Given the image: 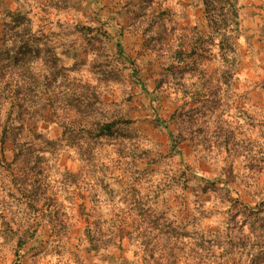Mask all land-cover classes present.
Wrapping results in <instances>:
<instances>
[{"label": "rangeland", "instance_id": "1", "mask_svg": "<svg viewBox=\"0 0 264 264\" xmlns=\"http://www.w3.org/2000/svg\"><path fill=\"white\" fill-rule=\"evenodd\" d=\"M215 13L0 0V264H264V0Z\"/></svg>", "mask_w": 264, "mask_h": 264}, {"label": "trees", "instance_id": "2", "mask_svg": "<svg viewBox=\"0 0 264 264\" xmlns=\"http://www.w3.org/2000/svg\"><path fill=\"white\" fill-rule=\"evenodd\" d=\"M223 0H202L203 6H204V10L207 16V21L209 23V27L214 28L215 30V36L219 37V41L220 43H226V44H230L231 40H229V38H227V36H225V34L222 32L225 29V24L224 21L219 18L220 16H218V14L215 13V16L213 14V12L217 10V5H220V3ZM227 1V6H228V10L230 12V16H231V20L232 23L235 25V28L232 30L233 32L238 31L237 30V5H238V1L239 0H226ZM220 9H222L221 6H219ZM218 8V9H219ZM5 13L7 14V16L9 18H11V22L4 24V26L6 27V33L8 36L10 37H19L23 34H30L32 32L31 27H30V21L25 18V16L21 13H11L5 11ZM11 23V26H9ZM22 46H19L18 51L20 52V48ZM3 93V92H1ZM114 125L113 121H110L108 119H98L95 120L94 122L91 123V127L92 130L96 131L98 134L97 135H103V134H109L111 132V127ZM11 126H5L2 130V135H1V139L2 141L7 140L8 138V133L9 131H12L13 128H10ZM13 132V131H12ZM16 136L15 134H13L11 136L12 139L11 143H13V145H16L17 140H15ZM15 140V141H13ZM178 141H180V139H177V141L173 142L174 145H177ZM260 169H263V167H261ZM227 191V190H226ZM241 204H237L236 206L240 207ZM241 208L243 209L242 211L237 212L235 215H239V214H243L247 217V219L249 220V222L247 224L250 225L251 229L254 227V225L260 220L264 222V203L261 202L259 204H254V205H245L242 204ZM236 217V216H235ZM246 224V221L243 223V225ZM264 225V223L262 224ZM264 245V242H263ZM93 249L96 250L95 246L93 247ZM259 254L262 255V260L264 261V247L259 251L258 255H256V258H258Z\"/></svg>", "mask_w": 264, "mask_h": 264}]
</instances>
